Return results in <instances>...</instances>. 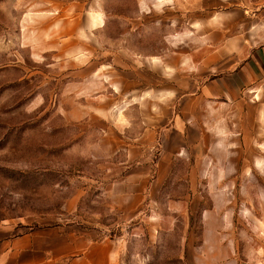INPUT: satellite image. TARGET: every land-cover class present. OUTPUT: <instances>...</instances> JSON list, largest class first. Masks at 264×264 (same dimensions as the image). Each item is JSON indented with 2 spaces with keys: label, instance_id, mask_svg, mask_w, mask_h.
I'll return each instance as SVG.
<instances>
[{
  "label": "rangeland",
  "instance_id": "obj_1",
  "mask_svg": "<svg viewBox=\"0 0 264 264\" xmlns=\"http://www.w3.org/2000/svg\"><path fill=\"white\" fill-rule=\"evenodd\" d=\"M263 5L0 0V239L58 230L55 264L87 245L108 264H264L263 125L200 96Z\"/></svg>",
  "mask_w": 264,
  "mask_h": 264
},
{
  "label": "crops",
  "instance_id": "obj_2",
  "mask_svg": "<svg viewBox=\"0 0 264 264\" xmlns=\"http://www.w3.org/2000/svg\"><path fill=\"white\" fill-rule=\"evenodd\" d=\"M261 14V11L257 12L256 19L260 20L251 26L253 38L249 41H252V44L228 48L226 57L231 61L227 65L218 66L217 70H214L215 66L211 68L217 71L212 74L216 78L211 79V82L218 84L217 95H211L207 87L203 85L200 96L221 98L227 105L232 103L236 107H245L246 111L242 116L253 115L254 120L259 121L264 128V20H261L264 16L260 18ZM204 81L205 79L201 83ZM208 115L209 113H206L205 117ZM224 119L227 121V115ZM213 130L222 138L236 135L238 132L229 128ZM242 131L239 130L238 134ZM223 146L225 143L214 141L209 148L219 149ZM66 247L65 235L55 229L4 237L0 239V264H55L70 252L66 250ZM80 253L81 256L78 258L80 260H73L68 264H99L100 256L104 259L103 264H108L111 257L107 247L100 256L95 255L93 245H87Z\"/></svg>",
  "mask_w": 264,
  "mask_h": 264
}]
</instances>
